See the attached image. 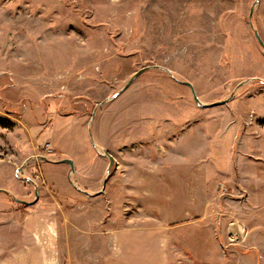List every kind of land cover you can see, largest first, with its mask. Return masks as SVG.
Returning a JSON list of instances; mask_svg holds the SVG:
<instances>
[{
	"label": "rangeland",
	"instance_id": "rangeland-1",
	"mask_svg": "<svg viewBox=\"0 0 264 264\" xmlns=\"http://www.w3.org/2000/svg\"><path fill=\"white\" fill-rule=\"evenodd\" d=\"M254 2L0 0V119L11 124L0 127V216L37 221L25 234L40 238L42 264H104L114 229L161 220L144 180L166 151L202 161L204 175L216 168L221 201L241 199L246 172L258 173L248 184L245 243H226L224 227L239 212L214 200L208 212L220 217L213 243L222 252L209 238L199 240L201 252L181 249L172 235V263L264 264V57L249 27ZM251 23L264 42V0ZM152 66L160 68L120 93ZM175 79L191 83L203 104L232 99L202 108ZM63 159L73 174L55 163Z\"/></svg>",
	"mask_w": 264,
	"mask_h": 264
},
{
	"label": "crops",
	"instance_id": "crops-1",
	"mask_svg": "<svg viewBox=\"0 0 264 264\" xmlns=\"http://www.w3.org/2000/svg\"><path fill=\"white\" fill-rule=\"evenodd\" d=\"M183 148L185 149V146L181 147V149ZM193 152L196 153L195 151ZM155 154L160 155L161 153L155 152ZM165 154L167 155L163 156ZM171 155V152H162L160 158H167H164L166 162L162 160L161 165L163 167L156 169L153 173L151 172V175L148 174L144 180L146 187L150 186L152 190L154 187V192L156 191V193H152L153 197L146 196V200L148 202L152 201L150 204L152 207L162 208L161 220L157 219V217L156 224L151 222L147 227L125 225L119 229H114L107 235L108 244L113 248L114 253L111 258L104 261V264H173L169 248L170 236L172 235L176 238V243L179 246L181 245V249L185 246H194L193 248H196V252H201L206 246L202 245L199 240L203 241L209 238L212 240L209 245L217 240L215 225L220 223V217L211 215L208 209L211 208L212 201H219V199L220 203L225 204L226 207H231L232 210L236 208L240 217L239 219H232L224 227L226 243L229 246L233 245L231 244L232 239L245 243L247 230L245 220L249 218L246 204L250 199L248 184L250 179L254 181L258 176L256 172L253 174V171L246 172L245 170H247L246 168L252 170L255 167L250 168L248 165H243L244 171L247 173L246 181L243 178L244 182L242 180L239 188H236V193L243 194V197L239 200L227 197L228 199L221 201L223 198L220 194L213 192L215 190V177L213 176L217 177L220 174L215 167L213 169L214 175L207 176L203 174V169L200 167L202 161H199L196 165L193 158H189L186 152L182 155ZM262 158L264 157L262 156ZM169 167L171 170L167 171L166 168ZM175 167L182 168L177 169ZM256 167L260 170L258 165ZM238 196L236 195V197ZM0 217V222L3 224L0 226V264H42L40 238L38 240L36 238L35 240L34 238L29 240L27 239V234H25L26 230L27 232L32 230L31 232L34 234V223L37 221L32 220L31 223L25 221L23 226H19L16 224L20 222L4 220L5 216ZM145 218L153 220L149 215H146ZM208 224H214L213 231H210L211 225L208 226ZM192 234L193 237H191ZM191 238L196 240V242L195 240L193 241L194 245L191 244L192 241H188ZM50 241L51 238L49 237L48 247L51 246ZM15 245L20 248V251L10 253V250L17 249ZM211 246H213V248L211 247L212 250L215 249L214 254L222 252L221 246L217 249L214 243ZM232 248L233 246H224L227 252ZM31 255L34 259L31 258Z\"/></svg>",
	"mask_w": 264,
	"mask_h": 264
},
{
	"label": "water",
	"instance_id": "water-1",
	"mask_svg": "<svg viewBox=\"0 0 264 264\" xmlns=\"http://www.w3.org/2000/svg\"><path fill=\"white\" fill-rule=\"evenodd\" d=\"M260 0H255V2L252 4V6L250 7L249 9V14H248V19H249V27L250 29L253 31V35H254V38L256 40V42L258 43V45L261 47V50H262V56L264 57V42L262 41L259 33L257 32V30H255L253 28V25L251 23V18H252V15H253V11H254V7L255 5L259 2ZM151 68H160L158 66H152V67H144V68H141L139 69L138 71H136L132 76L131 78L128 80V82L125 84V86L122 88V90L120 91L123 92L125 89L128 88V86L132 83V81L137 78L139 75H141L143 72L147 71L148 69H151ZM167 73H169L168 70H166ZM175 81L178 83V84H181L183 86H186L189 90H190V93H191V96H192V99L193 101L201 106L202 108H211V107H215V106H219V105H223V104H226L228 101H230L232 99V96H230L229 98L225 99V100H222V101H218V102H214V103H211V104H203L202 102H200L199 98L197 97L196 93H195V90L192 86L191 83L187 82V81H180V80H177L175 79ZM240 86V84L238 85ZM104 104V101L101 102L99 105H102ZM94 118V113L92 114V119ZM91 119V120H92ZM102 154H104L108 160H109V163H108V167H107V172H109L112 164H113V158L112 156L104 151ZM55 163H60V164H67L70 168V174H73L74 173V165H73V162L69 159H63V160H60L58 162H55ZM106 182H107V178H105L102 182V189L101 191H103L104 187L106 186ZM2 191V190H0ZM34 197L37 198V190H35L34 192ZM15 201L17 202H20L22 204H29L28 202H25V201H22V200H18V199H14Z\"/></svg>",
	"mask_w": 264,
	"mask_h": 264
},
{
	"label": "trees",
	"instance_id": "trees-1",
	"mask_svg": "<svg viewBox=\"0 0 264 264\" xmlns=\"http://www.w3.org/2000/svg\"><path fill=\"white\" fill-rule=\"evenodd\" d=\"M0 127L10 128L11 124L9 122H7V121H4V120L0 119Z\"/></svg>",
	"mask_w": 264,
	"mask_h": 264
}]
</instances>
